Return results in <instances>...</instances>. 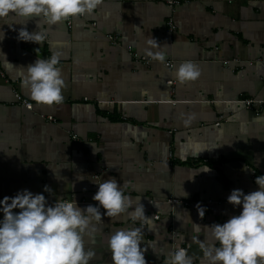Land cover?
<instances>
[{"label": "crops", "instance_id": "1", "mask_svg": "<svg viewBox=\"0 0 264 264\" xmlns=\"http://www.w3.org/2000/svg\"><path fill=\"white\" fill-rule=\"evenodd\" d=\"M24 23L0 21V198L26 189L84 209L97 203L98 184L115 178L149 219L101 211L96 232L84 237L96 253L89 264H112L110 235L132 227L143 231L147 264H168L177 247L204 264L200 242L218 246L205 227L239 215L242 206L229 204V195L258 190L252 176H264V104L256 103L264 102V0H104L70 26ZM25 27L44 41L19 40ZM149 37L167 45L163 63L146 55ZM53 53L61 57L65 99L38 106L23 87L26 70ZM186 61L201 75L181 85L174 73ZM246 99L255 101L251 108Z\"/></svg>", "mask_w": 264, "mask_h": 264}, {"label": "clouds", "instance_id": "2", "mask_svg": "<svg viewBox=\"0 0 264 264\" xmlns=\"http://www.w3.org/2000/svg\"><path fill=\"white\" fill-rule=\"evenodd\" d=\"M103 3L104 0H0V21L22 19L24 25L32 20L37 21V27L41 23L57 25L69 19L91 16ZM18 39L40 45L44 33L30 34L25 27L19 30ZM147 43L150 49L145 50L146 55L163 63L167 45L162 47L151 37ZM60 59L59 53H53L50 59H37L26 70L23 87L29 89L31 100L38 106L53 107L64 102L66 84L62 69L58 67ZM174 75L183 85L196 81L201 71L195 63L186 61L176 68ZM194 119L191 115L183 123L188 126ZM255 183L258 185L256 191L244 194L236 189L229 195V204L242 206L239 215L230 217L223 224L205 227L211 230L218 246L200 242L204 264H264V176H257ZM44 190L50 191L47 186ZM93 200L98 206L88 205L81 209L75 200L60 199L49 205L43 194H33L26 189L14 197H4L0 200L3 214L0 264H89L96 253L85 248L84 237L96 232L93 221L102 222L101 208L108 218L127 215L133 221L149 219L143 204L126 195L124 185L118 184L115 178L99 183ZM196 208L203 218L206 209L199 203ZM16 209L19 211L14 212ZM194 225L199 233L201 226ZM142 241L140 228H122L111 234L108 248L112 264H147V248L141 247ZM168 264H193V260L184 247H177L169 255Z\"/></svg>", "mask_w": 264, "mask_h": 264}, {"label": "built area", "instance_id": "3", "mask_svg": "<svg viewBox=\"0 0 264 264\" xmlns=\"http://www.w3.org/2000/svg\"><path fill=\"white\" fill-rule=\"evenodd\" d=\"M169 5H174V4H177L178 2L176 1H168L167 2ZM71 24V19H69L67 21V25L70 26ZM167 25H168V31L169 32H172L174 30V25L172 23V20L170 19L168 22H167ZM107 38L109 39V41H111L112 44H116L115 43V38L112 37V36H107ZM127 50L130 52L131 51V48L130 47H127ZM131 55H133V57L135 59H138L139 61H142L144 63H148L149 61L147 59H145L144 57H139L137 54L135 53H131ZM252 63L249 62L248 65H251ZM166 65L168 66L169 63H166ZM263 76H264V66H263ZM264 82V80H263ZM15 99H16V102L19 103L20 105H23L25 108L27 109H30L31 107V104L29 102H27L26 100L22 99L18 94H15L14 95ZM243 104H245V106L247 108H251V106L255 103V101L253 100H249V99H246V100H243L241 101ZM256 103H259V104H264V102L262 101H256ZM48 120L52 121L51 117H48ZM73 139H75L76 137L75 136H72ZM253 178V181L256 180V178L254 177V175L252 176ZM3 198H0V200H2ZM169 204L171 205H175V204H184V205H188L186 202H182V201H179L177 199H169ZM55 202H48L49 205H53ZM94 206H98L97 203L94 205ZM100 211H103V209L101 208ZM157 218V217H156Z\"/></svg>", "mask_w": 264, "mask_h": 264}]
</instances>
